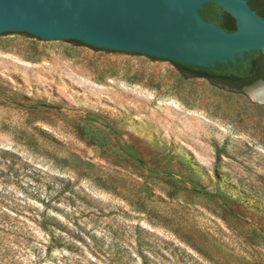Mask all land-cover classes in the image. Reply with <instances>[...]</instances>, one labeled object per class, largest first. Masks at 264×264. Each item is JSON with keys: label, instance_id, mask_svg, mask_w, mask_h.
<instances>
[{"label": "rangeland", "instance_id": "rangeland-1", "mask_svg": "<svg viewBox=\"0 0 264 264\" xmlns=\"http://www.w3.org/2000/svg\"><path fill=\"white\" fill-rule=\"evenodd\" d=\"M250 90L0 36V264H264V102Z\"/></svg>", "mask_w": 264, "mask_h": 264}, {"label": "water", "instance_id": "water-1", "mask_svg": "<svg viewBox=\"0 0 264 264\" xmlns=\"http://www.w3.org/2000/svg\"><path fill=\"white\" fill-rule=\"evenodd\" d=\"M210 2L235 19V30L203 18ZM21 32L202 67L264 54V19L246 0H0V36H28ZM259 87L264 80L249 95Z\"/></svg>", "mask_w": 264, "mask_h": 264}, {"label": "trees", "instance_id": "trees-1", "mask_svg": "<svg viewBox=\"0 0 264 264\" xmlns=\"http://www.w3.org/2000/svg\"><path fill=\"white\" fill-rule=\"evenodd\" d=\"M246 1L250 8L254 10L258 16L264 19V0ZM199 12L204 19L218 24L226 31L235 30V19L224 9L212 2L205 4ZM21 33L35 37L29 33ZM36 38L40 39L39 37ZM68 41L73 44H83L93 49H102L93 45L84 44L76 39H69ZM164 60L171 62L183 77L205 78L212 84L237 92H240L247 86L255 83L257 79H264V54L257 50L245 52L243 58H237L235 62L217 64L213 67H202L168 59Z\"/></svg>", "mask_w": 264, "mask_h": 264}, {"label": "bare ground", "instance_id": "bare-ground-1", "mask_svg": "<svg viewBox=\"0 0 264 264\" xmlns=\"http://www.w3.org/2000/svg\"><path fill=\"white\" fill-rule=\"evenodd\" d=\"M254 98H264V87H259L251 92Z\"/></svg>", "mask_w": 264, "mask_h": 264}, {"label": "flooded vegetation", "instance_id": "flooded-vegetation-1", "mask_svg": "<svg viewBox=\"0 0 264 264\" xmlns=\"http://www.w3.org/2000/svg\"><path fill=\"white\" fill-rule=\"evenodd\" d=\"M257 55H259V54H257ZM263 80H264V79H263ZM263 80H259V79H257L255 83H253V84L247 86L246 88H249V87H252V86H254V85L258 84V83H261Z\"/></svg>", "mask_w": 264, "mask_h": 264}]
</instances>
